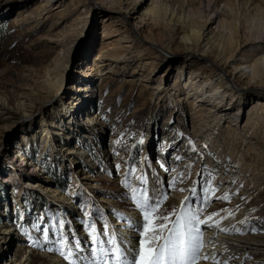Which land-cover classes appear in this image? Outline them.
Wrapping results in <instances>:
<instances>
[{
    "label": "rangeland",
    "instance_id": "obj_1",
    "mask_svg": "<svg viewBox=\"0 0 264 264\" xmlns=\"http://www.w3.org/2000/svg\"><path fill=\"white\" fill-rule=\"evenodd\" d=\"M132 1L156 53L130 48L125 59L101 70L95 58L102 43H126L136 35L133 9L98 0H0V95L13 101L59 73L64 94L58 99L85 111L73 125L65 117L73 130L68 139L51 142L40 119L58 122V101L50 110L36 103L33 121L0 116V264H70L50 235L59 239L71 228V235L84 230L86 236L91 224L97 233L105 224L110 232L116 220L131 217L142 222L143 210L122 183L133 167L148 176L150 194L157 182V215L203 208L200 218L211 216L214 223L241 211L230 224L239 229L235 235H264V85L238 72L227 75L222 107H211L184 85L179 69L185 59L209 72L213 57L161 48L172 30L161 20L165 13L190 23L211 18L230 23L247 40L235 54L242 62L250 49L264 50V0ZM128 180L139 186L135 175ZM209 188L214 193L204 191ZM225 193L229 200L217 198ZM42 228L49 230L47 240ZM252 258L264 264L260 251Z\"/></svg>",
    "mask_w": 264,
    "mask_h": 264
},
{
    "label": "bare ground",
    "instance_id": "obj_2",
    "mask_svg": "<svg viewBox=\"0 0 264 264\" xmlns=\"http://www.w3.org/2000/svg\"><path fill=\"white\" fill-rule=\"evenodd\" d=\"M41 1L42 5H45L50 0ZM98 2L100 4H106L109 7L117 5L120 9H133L132 18L135 24L136 35L133 36L132 41H127L126 43L113 41L102 43L99 54L95 58V65L101 70L105 69V66L113 62H118L117 60L119 58L122 59L127 52H130V48H134L135 50L139 49V52L146 51L149 54L156 53L151 52L152 40L148 39L149 36L145 35L146 31L141 25L143 16L140 13L139 6L135 8V3L132 0H98ZM175 16L174 14L167 15L166 13L161 16L163 23L165 22V25L170 28L172 27L173 30L166 33L165 38L161 41L163 51L167 52L173 49H179L180 52L185 54L199 53V57L210 56L215 61L212 63V67H209V72L203 71L202 67L200 69L193 68V63H188L189 60L184 59L182 61L186 67L179 69L181 74L179 76L182 77V73H185L183 83L186 86L193 87V92L197 96V100L204 99L210 102L211 107H219L221 105L219 102L224 92H226L225 86L228 81L226 76L230 74L235 76L237 72L248 80L255 79L257 83L264 85V50L258 48L250 49V52H248L249 55L247 54L242 59L244 61L241 62V58L239 57L237 59L235 54L238 48L241 43L247 42V40L238 37L230 23L218 21L216 24L215 20L211 18L203 23H190L191 21L188 22L187 19L186 22H183V20ZM213 24L216 25L213 26ZM223 30L225 31L223 32ZM148 62L149 59H146L143 63L147 64ZM200 66H205V64L202 63ZM230 66L232 67L230 68ZM63 81L64 76L58 73L54 76L46 77L40 84L38 83V85L32 87V89H26L21 92L13 101L0 95V116L5 117V121L9 120L7 118H16V120L19 118H30L29 120L33 121L32 110L36 103H44L50 110L54 108V105L58 101V107H61L58 111L59 121L50 123L49 125L44 118H41L40 122L43 125V134L46 142H51L55 138L56 140L68 139L73 133L71 125H73V122H76L75 115L77 121H79V115H85V111L78 106V102H67L63 99H58L57 96L59 94H64L60 92ZM55 98L57 99L55 100ZM221 107L219 108L221 109ZM65 117L71 120L70 126L66 125ZM61 121H64V123L61 124ZM87 121L89 124L93 121V126L97 125V121L91 117ZM5 128L8 129V126ZM241 217V211L235 212L232 215L226 216L224 220L219 221V227H216L215 223L212 222H209L208 225L200 226L202 228V254L209 258L200 259L198 264H212L211 261L216 258H218V262L227 261L229 264H254L252 257H255L256 252L260 251L261 255H264L263 234L260 236L257 235L258 237H249L250 235L246 233H243L241 236L235 235L236 229L235 227H231L230 224L237 223V220ZM137 224L136 217L116 220L111 227L110 235L113 232L115 233L117 243L122 248H132L135 246V249L138 250L140 240L137 235V228L135 227ZM222 229H226V231ZM72 232L70 228L69 230H65L59 239L56 238L57 235H50L49 239L52 243L55 241L56 243L58 242V252L67 258V262L70 264H73V261L74 264H81V262L75 260V257H67L68 247L60 244L59 241L66 239L70 244H74L75 240H79L81 246L85 249L79 255L86 258L83 264H88L89 261L94 259L91 249L95 246L90 243L91 234L85 236L84 230H74V235H71ZM101 239L103 238L101 237ZM121 239L124 240L123 244L120 243ZM105 247L107 248L109 246L105 245ZM73 251L75 253L76 250L73 249ZM96 255L100 254L96 253Z\"/></svg>",
    "mask_w": 264,
    "mask_h": 264
},
{
    "label": "snow or ice",
    "instance_id": "obj_3",
    "mask_svg": "<svg viewBox=\"0 0 264 264\" xmlns=\"http://www.w3.org/2000/svg\"><path fill=\"white\" fill-rule=\"evenodd\" d=\"M117 142L119 143V141ZM192 147L193 151H195V146L193 145ZM176 159L180 160L181 157L178 156ZM136 173V168H130L122 183H124L126 188L130 189L131 198L135 201L136 207L143 210L142 222L135 225L141 237L138 250L135 249V246L122 248L117 243L115 233L113 232L110 235L108 225L105 224L102 231L97 233L96 225L91 224L89 225L91 232L90 243L95 247L91 249L94 259L89 261L88 264H109V254H111L113 264H198L200 259H208V256L202 254L203 244L200 225H208L212 217L201 219L198 213L202 212L203 208L195 210L189 208L186 211L182 209L180 213H172L167 216L157 215L160 207V199L157 198V182L153 180V194H150L148 176L144 173L138 175ZM128 175H135L136 180L139 182L138 187H132L128 180ZM174 186L175 178L169 184L170 188ZM191 191L195 194L196 189ZM204 191L214 193L215 190L209 188L204 189ZM162 198L166 199V194ZM217 198L229 200L231 197L228 193H225ZM185 201H187V198H185ZM171 215L176 216L174 221H170ZM229 215H232V213H229ZM245 222V220L239 221L241 224ZM214 223L216 227H219L218 221ZM57 224L60 228L64 227L62 221H57ZM40 230L43 232L44 239L47 240L49 230L43 228ZM222 230L226 231V229ZM236 231H239V229H236ZM101 237L104 238L101 239ZM59 243L68 247L67 257H75V260H79L83 264L86 258L80 256L79 253L84 252L85 249L81 246L79 240H75L74 244H70L68 240L61 239ZM120 243L123 244L124 240L121 239ZM105 245L109 247L106 248ZM73 249L76 250L75 253ZM96 253L100 255H96ZM224 264H227V261Z\"/></svg>",
    "mask_w": 264,
    "mask_h": 264
}]
</instances>
